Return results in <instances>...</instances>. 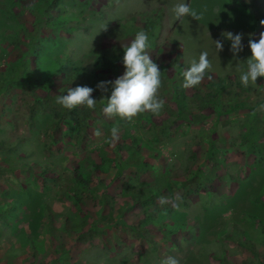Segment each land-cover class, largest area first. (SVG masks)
<instances>
[{"label":"rangeland","instance_id":"374dc122","mask_svg":"<svg viewBox=\"0 0 264 264\" xmlns=\"http://www.w3.org/2000/svg\"><path fill=\"white\" fill-rule=\"evenodd\" d=\"M37 1L0 0L17 14L0 10V71L32 59L30 40L19 32L23 24L30 33L39 30L56 40L54 59L88 67L100 54H122L153 23L149 51L160 69L167 67L160 90L165 105L159 115L146 113L130 127L119 117H106L103 108L95 111L89 135L77 147L46 137L44 117L26 118L33 99L24 101L19 87L1 95L0 141L8 145L0 146V264H161L168 256L180 264H264V112L257 111L264 103V77L242 91L236 71L238 62L246 70L249 40L258 41L264 32V0H58L60 13L54 15L75 21L66 31L52 27L44 8H34ZM179 2L203 18L175 20L172 7ZM226 31L243 34L237 58L221 35ZM216 40L224 45L220 53ZM202 51L209 52L212 79L184 88L188 114L172 115L173 80ZM124 71L107 78L115 81ZM225 76L250 106L219 115L224 108L208 107L204 95L209 83ZM55 80L56 90L66 85L62 76ZM85 86L97 90L92 83ZM113 127L119 128L115 143ZM15 149L32 156L21 159ZM24 162L28 173L6 170ZM94 163L108 169L97 173L105 183L95 179L97 195L85 193L80 206L64 193L73 186L74 165L91 173ZM47 167L54 172L46 176H62L60 194L44 184ZM124 184L135 196L149 189L163 195L145 206L134 204L132 194H122Z\"/></svg>","mask_w":264,"mask_h":264},{"label":"trees","instance_id":"16d2710c","mask_svg":"<svg viewBox=\"0 0 264 264\" xmlns=\"http://www.w3.org/2000/svg\"><path fill=\"white\" fill-rule=\"evenodd\" d=\"M23 1L24 0H21L22 4L24 3ZM33 6H35L34 8L36 9L39 7L40 9L44 8V14L42 16H44L49 23H52V27L55 29L66 31L68 30V27L73 25L75 22L73 19L67 20L59 15H54V12L57 14L60 13V11L57 10L58 0H40ZM0 10L10 17L17 15L2 2H0ZM76 25L79 26V23H76ZM152 25L153 23L145 27L144 31H146L148 36L152 32ZM148 27L151 28L149 29ZM19 32L30 40L29 48L32 59L29 61L25 60L15 62L7 65L5 70L0 71V97L1 95L8 93L9 90L19 87L21 89L20 97H22L24 101L30 103V99L28 98L31 97L33 99V103L29 107L30 109H27L26 111V118L33 120L37 117H44L47 121L46 137L55 138L56 141L66 139L73 142L75 146L80 147L89 135L91 123L95 118V111L104 108L107 105L106 97L110 98L111 87H109L108 93H103L97 88V85L102 81H113L112 79L107 78V76L112 75V73L116 70H125L123 64L124 52L122 54L114 53L113 55H107L106 53L100 54V56L95 59L93 65L88 67L83 64L76 65L71 61L69 63H64L60 60L54 59L53 56L50 55L51 50H54L56 47V40L42 37L39 30L34 33L28 32L25 24L21 25ZM166 69L167 67L163 66L160 70L165 74ZM182 70L178 72L181 77L179 79L175 77L176 79L173 80V101L176 103L177 109L176 111H173L170 108V110L172 115L177 114L180 118H185L188 114L186 101L188 97L182 86ZM58 76H62L64 78L66 85L56 90L55 78ZM86 83H92L97 88V90L93 92V99L97 101L94 109L78 107L76 109L69 110L56 102V96L66 95L69 88L85 86ZM233 85L234 82L229 76L221 78L218 83H209L207 85V92L204 95L206 105L210 108L218 110L224 108L223 112L218 111L219 115L248 108L250 106L248 102L249 98L246 97V99H244L243 95H241L242 93L234 91L235 89L231 88ZM239 87L242 91L247 90L240 81ZM18 104L15 103V108L23 107L24 105ZM144 114L146 113L138 115L137 118H134L131 122L127 120L122 121L125 126L130 127L134 123H138V121L140 122ZM14 122L16 124L19 123L18 120H15ZM128 138L132 143H134L137 139L136 135H128ZM2 145L5 147L8 143L6 141H0V146ZM14 152L17 153L18 157L21 159L32 156L31 153L24 151L21 153L18 149H15ZM124 162L121 164V167L125 164ZM74 166L75 171L70 179L73 186H68L64 194L67 193L78 205L81 206L84 203L85 193H88L89 195H97L95 186L93 185L95 179H98L101 184L105 183V180L97 177V173L102 171V174H107L108 169H105L103 165L94 163L93 172L85 173L79 171L80 167L76 166V164ZM49 169L54 172L52 167H47V169H44L43 174L41 173L43 175L44 184L47 186V189L53 190L55 195L60 194V191L58 190L61 187H58V189H56V187L61 182L62 176L56 173L46 176L45 173ZM6 170L13 171L14 173L18 171L28 173L30 171V167L28 163L24 162L23 164L21 163L20 166H15L13 164L9 165ZM123 188L125 190L122 191L123 195L132 194L134 204L144 206L148 203L156 202L158 198L163 195V193L158 189H149L145 193H140L135 196L136 194L130 193V187L127 184H124ZM179 189L181 190L182 188ZM188 196L189 194H186L184 197ZM46 211L49 215V219L53 221V213L48 207H46ZM80 230H83L82 227Z\"/></svg>","mask_w":264,"mask_h":264},{"label":"clouds","instance_id":"9594fccd","mask_svg":"<svg viewBox=\"0 0 264 264\" xmlns=\"http://www.w3.org/2000/svg\"><path fill=\"white\" fill-rule=\"evenodd\" d=\"M174 19L182 21L185 17H191L199 21L203 18L185 2L176 3L172 7ZM264 26V21H261ZM107 29V28H106ZM104 29V30H106ZM222 37L231 42V52L237 58L243 51V34L223 32ZM215 49L222 52L224 45L222 40L214 41ZM252 57L247 60L246 70H242L240 62L236 64V71L240 73V82L243 86H256L257 79L264 77V32L260 33L259 40H249ZM152 45L146 31L140 30L127 47H124L123 64L125 72L115 81L100 82L97 88L103 93H108L111 87L110 98L106 97L107 105L103 113L109 119L119 117L121 120L131 122L138 115L150 112L159 115L164 108L165 101L160 97V90L163 86L162 72L150 53ZM213 71L212 62L209 59V52L202 51L198 60L192 59L190 67L183 71V88L191 89L199 86L207 76L210 80ZM94 89L88 86H77L69 88L67 94L56 96V102L62 107L73 110L78 107L94 109L97 101L93 99ZM257 111L264 112V103L257 107ZM95 135L99 137L101 132L97 130ZM111 139L115 143L119 140V128L111 129ZM161 202H164L162 198ZM161 264H180L173 256H168L161 261Z\"/></svg>","mask_w":264,"mask_h":264}]
</instances>
